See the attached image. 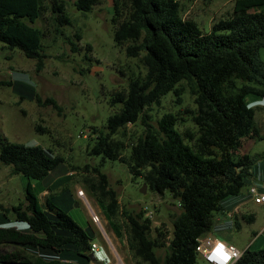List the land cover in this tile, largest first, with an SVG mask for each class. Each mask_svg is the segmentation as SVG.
Returning a JSON list of instances; mask_svg holds the SVG:
<instances>
[{"label":"trees","instance_id":"trees-1","mask_svg":"<svg viewBox=\"0 0 264 264\" xmlns=\"http://www.w3.org/2000/svg\"><path fill=\"white\" fill-rule=\"evenodd\" d=\"M100 2L76 0L75 5L87 12ZM112 5L114 41L125 48L128 58H138L143 69L129 74L126 87L114 93L112 102L120 107L109 117L108 131L99 134L91 153L125 163L156 193L169 192L179 212L173 215L171 228L165 223L154 226L143 211L121 210L117 191L97 168L96 176L85 177L84 183L105 207L117 234L125 235L137 264H199L200 237L242 228L237 215H230L228 202L243 194L257 161L264 157L241 150L248 139H264L256 107L248 100L251 94L264 97L260 55L264 0H234L231 11L214 19L209 31L182 15L179 0H112ZM46 8L43 0H0V42L35 59L37 71L44 68L47 57L46 31L37 26ZM50 8L47 30L62 34L72 18L63 0H52ZM171 92L178 103L185 92L193 98L196 108L186 112L196 130L180 131L179 122L185 119L174 112L164 113L154 123L151 107ZM48 103L57 107L52 98ZM129 124L140 125L141 130L131 134ZM0 161L13 174L46 181L64 159L51 148L0 137ZM44 205L46 209L31 182L26 202L9 209L0 202V262L75 264L63 260L68 253L90 259L93 231L80 226L56 195L46 198ZM223 218L228 221L218 225ZM243 218L253 222L256 217L250 213ZM256 245L243 251L239 264H264V241Z\"/></svg>","mask_w":264,"mask_h":264},{"label":"rangeland","instance_id":"rangeland-1","mask_svg":"<svg viewBox=\"0 0 264 264\" xmlns=\"http://www.w3.org/2000/svg\"><path fill=\"white\" fill-rule=\"evenodd\" d=\"M63 1L73 22L64 27L62 34H56L49 31L52 0H43L47 8L37 22V26L46 31L43 45L47 57L42 70H36L35 59L0 42V137L8 142L51 148L54 154L63 157L64 162L43 181L13 174L11 167L0 161V202L8 209L26 202V188L31 182L43 206L46 198L56 195L59 205L80 226L90 228L94 233L92 243L98 247L92 252L94 259L82 260L68 253L64 261L75 264H137L128 250L125 235L117 236L113 232L105 207L88 190L84 178H94L97 173L93 170L97 168L108 176L111 187L117 191L121 210L143 211L144 217H151L154 226L165 223L171 228L173 215L179 212V207L172 203L169 192L160 195L147 186L143 193V178L134 176L125 163L91 153L99 134L108 131L109 117L120 107V103L112 102L114 93L126 87L129 74L143 69V66L138 58H128L125 48L114 41L112 0H101L87 12L77 9L76 0ZM179 1L182 15L195 19L204 31H209L212 21L231 11L234 4V0ZM72 42L78 51H73ZM260 55L264 61V47ZM172 93L151 107L149 112L154 123L164 113L174 112L185 119L179 122L180 131L187 128L196 130L190 113L186 112L187 108H196L193 98L185 92L182 103H178L177 96ZM49 98L56 101L57 107L48 103ZM257 98L252 94L248 96L249 101ZM256 110V119L264 134V108L256 107ZM38 126L43 130L37 129ZM127 130L137 134L141 126L129 124ZM247 150L264 152V139L249 140ZM65 188L68 192H64ZM80 190L84 195L78 194ZM247 191L248 188L244 187V195L228 202L232 218L237 215L242 228H225L211 233L213 237H226L229 243L241 250L264 241V206L249 202ZM237 205L238 210H235ZM94 213L99 221L93 219ZM250 213L255 214L253 222L243 218ZM225 221L226 218L218 219L221 223L218 225L223 226ZM157 252L161 256L165 253L162 249H157ZM198 260L199 264H205L201 258Z\"/></svg>","mask_w":264,"mask_h":264},{"label":"built area","instance_id":"built-area-1","mask_svg":"<svg viewBox=\"0 0 264 264\" xmlns=\"http://www.w3.org/2000/svg\"><path fill=\"white\" fill-rule=\"evenodd\" d=\"M78 194L84 195V191L80 190L78 192ZM248 195L250 196V198L252 199V201L254 203L261 204L264 206V191H259L258 187L256 185H251L249 187ZM93 219L95 221L100 220L98 215L95 213L93 214ZM221 241L224 242L226 245H228L230 247V249H234L236 251L243 252L241 249L230 245L226 241H224L222 239L215 238L211 234H208V235H204L198 239V245H197L198 258H201L205 264H213V262H210L207 257L212 254V250ZM97 248H98L97 244L95 242H93L91 244V251L95 252L97 250Z\"/></svg>","mask_w":264,"mask_h":264},{"label":"crops","instance_id":"crops-1","mask_svg":"<svg viewBox=\"0 0 264 264\" xmlns=\"http://www.w3.org/2000/svg\"><path fill=\"white\" fill-rule=\"evenodd\" d=\"M261 98H257V99H253L252 101H249L250 102V106H254V107H261V108H264L263 106H261V105H259V100H260ZM249 140H254V139H248L247 141H246V143H244L243 144V146H242V152H244V153H248V154H251V155H254V154H259V153H263L264 154V152H255V153H252L251 151H248L247 150V142L249 141ZM251 185H256L257 187H258V190L259 191H264V157L261 159H259L258 161H257V165L255 166V169L253 170V176L251 177V182H250V184H249V186L247 187L248 188V190H249V187L251 186ZM247 195V199H248V201L250 202H253L252 201V199L250 198V196L248 195V191H247V193H246ZM244 195V194H243ZM241 197V196H240ZM239 197V198H240ZM239 198H234V199H239ZM233 200V199H232ZM261 205V204H260ZM239 205H237L236 207H235V210H238L237 209V207H238ZM263 206V205H262ZM107 215V214H106ZM107 217H108V215H107ZM109 218V217H108ZM109 221H110V223H111V219L109 218ZM228 221V219H226V221L224 222V224L226 223ZM112 225V224H111ZM19 227H21V228H25V226H23V225H20ZM112 230H113V232L117 235V236H119V234H117V232L114 230V228L112 227ZM215 238H218V239H222V240H224V241H226L227 243H229L228 242V240H227V238L226 237H222V238H220V237H215ZM230 245H232V246H234L233 244H231V243H229ZM234 247H236V246H234ZM238 248V247H237ZM242 251H244V250H242ZM90 259H92L91 257H90ZM94 259V258H93Z\"/></svg>","mask_w":264,"mask_h":264},{"label":"clouds","instance_id":"clouds-1","mask_svg":"<svg viewBox=\"0 0 264 264\" xmlns=\"http://www.w3.org/2000/svg\"><path fill=\"white\" fill-rule=\"evenodd\" d=\"M259 105L264 107V97L259 100ZM207 258L213 264H239V261L243 258V252L230 249L228 245L221 241Z\"/></svg>","mask_w":264,"mask_h":264},{"label":"water","instance_id":"water-1","mask_svg":"<svg viewBox=\"0 0 264 264\" xmlns=\"http://www.w3.org/2000/svg\"><path fill=\"white\" fill-rule=\"evenodd\" d=\"M146 187H147V184L144 183V184H143V187L141 188V192L145 193V192H146ZM90 257L93 259V258H94V255L91 253V254H90Z\"/></svg>","mask_w":264,"mask_h":264}]
</instances>
